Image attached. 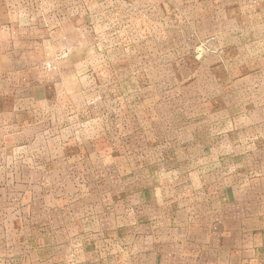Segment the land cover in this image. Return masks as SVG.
Returning a JSON list of instances; mask_svg holds the SVG:
<instances>
[{
	"label": "rangeland",
	"instance_id": "obj_1",
	"mask_svg": "<svg viewBox=\"0 0 264 264\" xmlns=\"http://www.w3.org/2000/svg\"><path fill=\"white\" fill-rule=\"evenodd\" d=\"M264 0H0V264H264Z\"/></svg>",
	"mask_w": 264,
	"mask_h": 264
},
{
	"label": "crops",
	"instance_id": "obj_2",
	"mask_svg": "<svg viewBox=\"0 0 264 264\" xmlns=\"http://www.w3.org/2000/svg\"><path fill=\"white\" fill-rule=\"evenodd\" d=\"M264 253V252H263Z\"/></svg>",
	"mask_w": 264,
	"mask_h": 264
}]
</instances>
